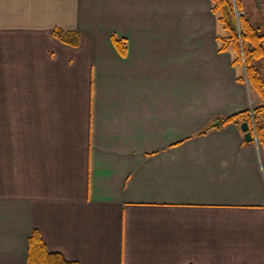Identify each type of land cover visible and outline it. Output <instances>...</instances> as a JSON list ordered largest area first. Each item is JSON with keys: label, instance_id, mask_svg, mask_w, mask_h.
Instances as JSON below:
<instances>
[{"label": "crops", "instance_id": "0c3cea01", "mask_svg": "<svg viewBox=\"0 0 264 264\" xmlns=\"http://www.w3.org/2000/svg\"><path fill=\"white\" fill-rule=\"evenodd\" d=\"M224 35L211 0H0V264L33 230L77 264H264V159L222 122L257 94Z\"/></svg>", "mask_w": 264, "mask_h": 264}, {"label": "trees", "instance_id": "16d2710c", "mask_svg": "<svg viewBox=\"0 0 264 264\" xmlns=\"http://www.w3.org/2000/svg\"><path fill=\"white\" fill-rule=\"evenodd\" d=\"M235 8L241 11L237 0H211V10L226 30V35L218 37L221 43L219 49L230 48L234 53V61L244 64L245 80L263 102L226 117L222 122L236 121L240 124L242 121H247L251 124L253 120L258 146L264 150V75L261 74L260 66L256 62L257 59L264 58V33L253 25L244 13L239 12L236 18ZM52 32L64 43L75 46L79 42V32L74 29L57 27ZM115 41L123 46L118 39ZM217 124L218 121H215L209 126L213 127ZM27 262L28 264H77L75 261L67 260L60 252L50 250L37 230H33L29 236Z\"/></svg>", "mask_w": 264, "mask_h": 264}, {"label": "rangeland", "instance_id": "374dc122", "mask_svg": "<svg viewBox=\"0 0 264 264\" xmlns=\"http://www.w3.org/2000/svg\"><path fill=\"white\" fill-rule=\"evenodd\" d=\"M240 1L242 2L243 6L248 7L246 10L252 11L253 13H256L257 14L258 19H260L259 22H261V25L258 26V28H259V30L262 33H264V0H237L238 6L240 5ZM256 6H258L259 8L256 9L255 8ZM239 12L240 13H243L242 11H237L236 8H235V17L236 18H238ZM256 62H258L259 66H260L259 67L260 68L259 70H261V74L264 75V58H259V59L256 60ZM242 65L244 67V64H242ZM244 78H245V72H244ZM252 93H254L253 90H252L251 94ZM252 95H253V97H255L254 94H252ZM252 95H251V97H252ZM253 97L251 98L252 100H254ZM262 102H263L262 98H260L257 95V101H255V103L253 101V104L251 103V107L256 106V105H259ZM259 151H261V157H263V159H264V150H262L260 146H259Z\"/></svg>", "mask_w": 264, "mask_h": 264}, {"label": "water", "instance_id": "95a60500", "mask_svg": "<svg viewBox=\"0 0 264 264\" xmlns=\"http://www.w3.org/2000/svg\"><path fill=\"white\" fill-rule=\"evenodd\" d=\"M239 128H240V130L243 132V139H244L246 142H251V140H252V135H251V132H250V130H249V126H248L247 121H242V122H240V124H239Z\"/></svg>", "mask_w": 264, "mask_h": 264}, {"label": "built area", "instance_id": "2783aa9c", "mask_svg": "<svg viewBox=\"0 0 264 264\" xmlns=\"http://www.w3.org/2000/svg\"><path fill=\"white\" fill-rule=\"evenodd\" d=\"M251 118H252V114H251ZM251 127H250V130L252 131V135H253V141L255 143V145L257 146V137H256V133H255V127H254V124H253V120H251Z\"/></svg>", "mask_w": 264, "mask_h": 264}]
</instances>
